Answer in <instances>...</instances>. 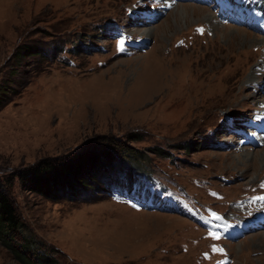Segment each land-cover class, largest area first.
I'll return each mask as SVG.
<instances>
[{"label": "rangeland", "instance_id": "374dc122", "mask_svg": "<svg viewBox=\"0 0 264 264\" xmlns=\"http://www.w3.org/2000/svg\"><path fill=\"white\" fill-rule=\"evenodd\" d=\"M132 2L0 0V182L22 223L0 238V264H23L20 253L29 264L36 253L49 264H264V224L250 226L264 199L240 200L264 174V131L250 121L264 118V85L251 84L264 71L263 28L191 3L124 28ZM181 5L203 10L176 23ZM128 31L150 39L132 46ZM95 149L117 161L64 197L14 176Z\"/></svg>", "mask_w": 264, "mask_h": 264}, {"label": "trees", "instance_id": "16d2710c", "mask_svg": "<svg viewBox=\"0 0 264 264\" xmlns=\"http://www.w3.org/2000/svg\"><path fill=\"white\" fill-rule=\"evenodd\" d=\"M103 149L88 150L87 152H74L57 159H43L36 165L23 169L16 176L24 189L38 192L46 197L58 198L64 197L66 191L73 188L83 190L87 185L98 178L103 172V165H110L117 161L113 155ZM10 183L7 186L0 182V238L12 239V234L21 227L20 219L16 213L14 202L9 194ZM10 249L14 245L7 242ZM23 245V244H22ZM32 245H26L24 248L31 252ZM16 251V250H15ZM14 251V252H15ZM16 255L19 254L16 251ZM23 264H29L28 260L21 256ZM31 254H35L31 252ZM36 261L33 264H49L48 255L36 253Z\"/></svg>", "mask_w": 264, "mask_h": 264}, {"label": "bare ground", "instance_id": "6f19581e", "mask_svg": "<svg viewBox=\"0 0 264 264\" xmlns=\"http://www.w3.org/2000/svg\"><path fill=\"white\" fill-rule=\"evenodd\" d=\"M198 7V6H197ZM197 7H188L186 5H181L179 6L178 8H176L174 11L172 12H175V21L176 23L178 22H181L182 20L186 21L188 19H192L195 15V13L199 12L200 10H203V9H200V8H197ZM205 11V10H204ZM173 17V16H172ZM191 21V20H190ZM183 23V22H182ZM164 24V23H163ZM181 24V23H180ZM165 25V24H164ZM167 25V24H166ZM162 27V26H161ZM160 27V28H161ZM164 27V26H163ZM228 27V26H227ZM158 28V27H157ZM164 30V29H163ZM238 30V29H237ZM235 33V32H234ZM242 33V32H241ZM244 34V32L242 33ZM236 36V35H235ZM240 37V36H239ZM236 40V39H235ZM251 76L253 78L254 76V73H251ZM245 157V158H248L247 154H242L238 157ZM255 161V160H254Z\"/></svg>", "mask_w": 264, "mask_h": 264}, {"label": "snow or ice", "instance_id": "6c2138e0", "mask_svg": "<svg viewBox=\"0 0 264 264\" xmlns=\"http://www.w3.org/2000/svg\"><path fill=\"white\" fill-rule=\"evenodd\" d=\"M123 45H124V40L123 39H121V40H118V42H117V49L118 50H122L123 49ZM262 187H264V185H262ZM258 199H264V197H259ZM209 235H212V236H215V234L214 233H209Z\"/></svg>", "mask_w": 264, "mask_h": 264}]
</instances>
